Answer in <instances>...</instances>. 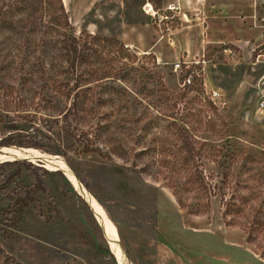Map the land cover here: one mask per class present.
I'll list each match as a JSON object with an SVG mask.
<instances>
[{
  "label": "rangeland",
  "instance_id": "obj_1",
  "mask_svg": "<svg viewBox=\"0 0 264 264\" xmlns=\"http://www.w3.org/2000/svg\"><path fill=\"white\" fill-rule=\"evenodd\" d=\"M155 1L0 0V148L33 149L0 160V264H119L55 159L134 264H264V99L178 53ZM120 21L138 44L103 35Z\"/></svg>",
  "mask_w": 264,
  "mask_h": 264
},
{
  "label": "crops",
  "instance_id": "obj_2",
  "mask_svg": "<svg viewBox=\"0 0 264 264\" xmlns=\"http://www.w3.org/2000/svg\"><path fill=\"white\" fill-rule=\"evenodd\" d=\"M155 4L163 9L178 6L179 24L166 34L178 53L193 58L211 53L233 70L246 66L247 73L232 81L234 90L252 92L257 101L264 99V0H158ZM117 17L121 20L122 13ZM120 22V31L103 35L138 44V36L131 39L138 25Z\"/></svg>",
  "mask_w": 264,
  "mask_h": 264
},
{
  "label": "bare ground",
  "instance_id": "obj_3",
  "mask_svg": "<svg viewBox=\"0 0 264 264\" xmlns=\"http://www.w3.org/2000/svg\"><path fill=\"white\" fill-rule=\"evenodd\" d=\"M33 149H25L19 147H1L0 148V160H13L15 158H28L32 157ZM38 152V151H37ZM50 159V158H49ZM47 160V159H46ZM52 162V161H51ZM50 164V163H49ZM54 165L63 170L67 175L74 188L84 197L89 206L93 209L98 221L102 225V228L106 234V237L111 245L113 253L119 264H134L126 251L124 250L118 234V229L112 219L109 217L103 206L96 199L94 195L82 184L77 175L71 170L63 160L55 159ZM51 166V165H50Z\"/></svg>",
  "mask_w": 264,
  "mask_h": 264
},
{
  "label": "built area",
  "instance_id": "obj_4",
  "mask_svg": "<svg viewBox=\"0 0 264 264\" xmlns=\"http://www.w3.org/2000/svg\"><path fill=\"white\" fill-rule=\"evenodd\" d=\"M144 9L147 13H152L151 15H153V17H155L157 15V12L154 10L153 6L151 3H147L145 6H144ZM170 9L171 10H174V9H178V6L177 5H170ZM181 67V63H176L175 64V69L177 70L178 68ZM212 97L215 98V99H218L221 97V93L217 90H214L212 92ZM262 106H264V100L262 101Z\"/></svg>",
  "mask_w": 264,
  "mask_h": 264
},
{
  "label": "trees",
  "instance_id": "obj_5",
  "mask_svg": "<svg viewBox=\"0 0 264 264\" xmlns=\"http://www.w3.org/2000/svg\"><path fill=\"white\" fill-rule=\"evenodd\" d=\"M62 7H64L63 2H62ZM85 151L86 152H98V150L90 149L88 146H86ZM99 153H100V155H103L101 152H99Z\"/></svg>",
  "mask_w": 264,
  "mask_h": 264
}]
</instances>
